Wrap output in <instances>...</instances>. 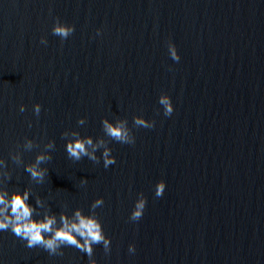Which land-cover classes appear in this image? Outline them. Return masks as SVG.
Wrapping results in <instances>:
<instances>
[{"label":"water","instance_id":"1","mask_svg":"<svg viewBox=\"0 0 264 264\" xmlns=\"http://www.w3.org/2000/svg\"><path fill=\"white\" fill-rule=\"evenodd\" d=\"M53 17L74 27L63 41ZM161 92L173 104L167 117ZM134 114L154 127H133ZM117 116L135 143L109 142L114 165L66 156L63 133L95 140L101 117ZM37 152L52 157L42 183L22 166ZM0 157L10 175L0 185L27 187L33 205L39 195L38 211L98 216L110 250L94 246L97 264H264V0H0ZM137 193L146 206L133 222ZM97 196L103 205L90 209ZM63 253L0 233L2 264H87L74 247Z\"/></svg>","mask_w":264,"mask_h":264},{"label":"clouds","instance_id":"2","mask_svg":"<svg viewBox=\"0 0 264 264\" xmlns=\"http://www.w3.org/2000/svg\"><path fill=\"white\" fill-rule=\"evenodd\" d=\"M51 33L58 36L62 41L74 32L72 24L61 21L58 17H53L50 29ZM101 30L96 29V35L100 36ZM40 44L47 45L45 37H40ZM167 52L173 62H178L180 56L175 44L169 40L167 42ZM157 103L164 116H170L173 112L171 97L166 92H161L157 96ZM20 112L25 111L23 103L18 105ZM41 110L39 102L32 104L33 114L38 116ZM84 117H78L76 124L84 126ZM100 126L103 135L95 140L91 135H81L78 131L62 134L64 138V150L66 156L72 161H80L86 158L94 164L102 163L107 169L116 163V158L112 154L110 141L119 144L132 145L135 143V136L132 128L129 127L127 119L122 117H101ZM133 127H144L151 129L154 127L152 119H146L143 115L134 114L132 116ZM31 127V122H29ZM107 138L105 140L104 138ZM26 147L31 148V139L25 141ZM54 141H49L46 146L48 152L54 148ZM15 161H20L19 155L10 157ZM50 154L37 152L31 162H23L24 171L30 180L42 183L48 174V169L41 167L46 161L51 160ZM6 162L0 157V177L9 179L10 175L6 171ZM86 180L80 179V184L84 185ZM165 181L156 180L153 186L154 196L159 198L165 190ZM30 191L27 187L9 190L0 185V233L10 231L16 238L21 240L28 249L41 248L49 256H62L65 247H74L87 257V264H97L93 257L95 245H102L103 251L107 254L110 250V238L105 234L103 226L98 216L91 212H84L80 208H73L71 213L60 211L58 214L48 209L38 211L44 207L39 195H33L34 205L29 202ZM104 203L103 197H95L89 204L90 209L101 207ZM146 206V198L143 193H137L128 218L130 221H138ZM129 253L135 252V246L129 243L127 246ZM2 264V261H0Z\"/></svg>","mask_w":264,"mask_h":264}]
</instances>
